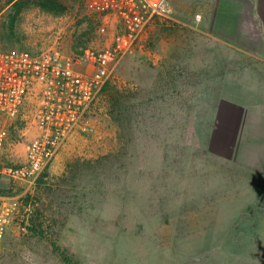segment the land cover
Wrapping results in <instances>:
<instances>
[{
	"label": "rangeland",
	"instance_id": "obj_1",
	"mask_svg": "<svg viewBox=\"0 0 264 264\" xmlns=\"http://www.w3.org/2000/svg\"><path fill=\"white\" fill-rule=\"evenodd\" d=\"M64 1L61 15L21 14L17 27L30 52L104 46L85 0ZM170 2L177 22H157L121 59L87 117L92 131L69 138L41 182H0L1 195L15 202L0 264H264V179L207 151L213 115L204 112L217 99L204 74L189 71L205 44L192 28L198 8ZM10 7L0 0V23ZM0 49H13L1 29ZM111 91L128 97L123 132L109 116ZM35 108L25 101L16 132L3 121L6 157L23 160L38 134ZM37 212L41 236L29 231Z\"/></svg>",
	"mask_w": 264,
	"mask_h": 264
},
{
	"label": "built area",
	"instance_id": "obj_2",
	"mask_svg": "<svg viewBox=\"0 0 264 264\" xmlns=\"http://www.w3.org/2000/svg\"><path fill=\"white\" fill-rule=\"evenodd\" d=\"M86 7L101 21L96 32L102 48L78 45L71 52L41 54L0 50V182L35 184L69 138L92 131L87 117L121 59L157 22H177L170 0H86ZM27 99L36 103L38 134L27 141L18 162L4 155L3 121L16 119ZM14 214L15 202L0 194V248Z\"/></svg>",
	"mask_w": 264,
	"mask_h": 264
},
{
	"label": "crops",
	"instance_id": "obj_3",
	"mask_svg": "<svg viewBox=\"0 0 264 264\" xmlns=\"http://www.w3.org/2000/svg\"><path fill=\"white\" fill-rule=\"evenodd\" d=\"M191 2L198 8L192 28L205 44L196 46L189 71L204 74L217 99L204 112L213 115L207 151L264 179V0Z\"/></svg>",
	"mask_w": 264,
	"mask_h": 264
},
{
	"label": "trees",
	"instance_id": "obj_4",
	"mask_svg": "<svg viewBox=\"0 0 264 264\" xmlns=\"http://www.w3.org/2000/svg\"><path fill=\"white\" fill-rule=\"evenodd\" d=\"M7 4L11 5L10 12L7 14L4 20L0 23V29L3 33V37L5 38L6 42L13 48L11 50H1L4 52H20V51H29L20 36L18 31V23L19 18L22 13L27 12L31 9H40L46 12L55 13L61 15L64 13L66 3L64 0H7ZM84 49L87 47L82 46ZM30 52V51H29ZM108 87V84L104 86L102 92H105ZM127 95L124 96L118 91H111L109 93V116L112 122H114L120 131H124L125 129V121H128V111L129 106L127 102ZM19 117V116H18ZM11 120L8 125L9 132H16L15 127L16 120ZM127 118V119H126ZM22 128L19 125L18 129ZM43 176L42 174L37 179L38 181H42ZM5 191L0 188V194H4ZM31 226L29 227V231L34 235L41 236L43 233V222L41 220V214L37 212V214L32 218L30 221ZM52 246L54 250L64 259V261L69 262L67 257L65 256V251L61 252L59 247L52 242Z\"/></svg>",
	"mask_w": 264,
	"mask_h": 264
}]
</instances>
